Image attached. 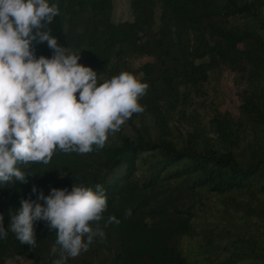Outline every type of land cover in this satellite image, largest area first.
<instances>
[{"label":"trees","instance_id":"obj_1","mask_svg":"<svg viewBox=\"0 0 264 264\" xmlns=\"http://www.w3.org/2000/svg\"><path fill=\"white\" fill-rule=\"evenodd\" d=\"M48 2L59 10L50 34L80 64L149 87L144 111L103 148L21 165L27 183L0 186L4 228L21 198L36 199L33 185L48 195L100 184L105 237L67 264H264V0H130L131 18L121 21L110 18L111 0ZM33 46L37 58L51 57L46 42ZM140 56L150 58L134 67ZM221 79L234 87L235 111L221 108ZM186 114L183 131L175 118ZM109 216L120 223L105 227ZM34 229L32 249L11 231L0 239V264H54L55 230L44 221Z\"/></svg>","mask_w":264,"mask_h":264},{"label":"clouds","instance_id":"obj_2","mask_svg":"<svg viewBox=\"0 0 264 264\" xmlns=\"http://www.w3.org/2000/svg\"><path fill=\"white\" fill-rule=\"evenodd\" d=\"M59 15L48 0H0V186L27 183L21 165L48 164L57 150L87 154L101 149L133 114L144 111L138 102L148 84L132 73L99 81L96 71L50 34L48 25ZM33 42L45 43L51 57L34 55ZM20 199L9 211V225L0 214V239L11 231L22 245L36 246L34 223L44 221L55 230L54 264H67L86 252L95 238L104 239L100 225L107 210L104 188L84 185L71 190L51 188L48 195ZM43 201V204L38 201ZM131 215L126 210L125 218ZM119 224L115 216L105 221ZM59 246L57 249L56 246Z\"/></svg>","mask_w":264,"mask_h":264},{"label":"rangeland","instance_id":"obj_3","mask_svg":"<svg viewBox=\"0 0 264 264\" xmlns=\"http://www.w3.org/2000/svg\"><path fill=\"white\" fill-rule=\"evenodd\" d=\"M130 0H111V11H110V18L113 21H121L131 18V11L129 6ZM158 13L159 7L158 5L155 6V24L158 22ZM149 56H140L138 58L133 59L130 61L134 67L138 66L143 60L149 59ZM101 63H97L95 66L94 71L97 72L98 78L100 82H103L102 78V67ZM224 77H229L227 71L225 72ZM223 77V78H224ZM219 87L224 95V104L221 108H226L228 110L235 111V104H237L236 94L233 85L227 79H221L219 81ZM176 126L180 130H187L190 129L191 126V117L189 114H186L184 117H176L175 118ZM59 259V257L55 256L54 260ZM5 264H30L29 262L25 261L24 259H13L9 258L5 261ZM69 264V262H68Z\"/></svg>","mask_w":264,"mask_h":264}]
</instances>
